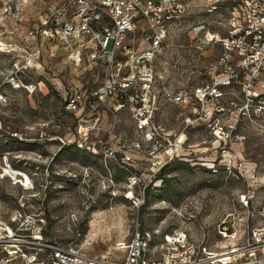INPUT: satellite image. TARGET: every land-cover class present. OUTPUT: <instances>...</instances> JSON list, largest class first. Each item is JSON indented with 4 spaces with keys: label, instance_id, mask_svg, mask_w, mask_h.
I'll list each match as a JSON object with an SVG mask.
<instances>
[{
    "label": "built area",
    "instance_id": "obj_1",
    "mask_svg": "<svg viewBox=\"0 0 264 264\" xmlns=\"http://www.w3.org/2000/svg\"><path fill=\"white\" fill-rule=\"evenodd\" d=\"M191 1L0 0V21L14 19V26L32 27L31 47L22 63H13L11 85L28 92L40 89V81L26 82L22 74L48 65L46 42L59 44L75 71L85 65L76 75L79 84H66L61 94L72 142L95 154L101 151L103 161L115 162L131 180L140 178L138 164L148 160L145 170L155 177L181 155L186 139L184 131L170 139L171 132L157 118V64L173 36L193 32L200 42L220 48L219 68L211 77L197 80L191 95L181 91L172 98L176 104L193 105L192 119L187 118L191 124L224 111L221 102L227 98L228 104L240 101L243 116L264 121V0H195L203 7L194 14L189 12ZM203 16L220 17L222 31L208 29ZM142 39L147 44L139 48ZM4 44L0 49L9 51L11 42ZM146 152L150 156L139 158ZM44 225V218L25 210L24 203L4 219L0 200V264H264V225L246 226L240 234L222 225L218 233L233 243L220 249L179 228L164 239L157 232L136 230L127 243H119L121 254L115 256L91 254L72 241L48 237Z\"/></svg>",
    "mask_w": 264,
    "mask_h": 264
},
{
    "label": "rangeland",
    "instance_id": "obj_2",
    "mask_svg": "<svg viewBox=\"0 0 264 264\" xmlns=\"http://www.w3.org/2000/svg\"><path fill=\"white\" fill-rule=\"evenodd\" d=\"M190 3V14L203 7L200 1ZM232 13L238 14L234 9ZM202 19L208 29L222 31L220 17ZM4 23L12 30L10 41L4 38ZM13 23L14 19L0 21V46L11 42L9 51L0 49L4 219L24 203L25 210L44 218L46 236L72 241L91 254L111 256L121 254L119 243H127L136 230L157 232L156 237L164 239L179 228L197 242L220 249L233 243L218 233L222 225L236 234L246 226L264 225V121L243 116L240 101L228 104L227 98L221 102L224 111L191 124L187 118L192 119L193 105L172 100L181 91L191 95L197 80L209 79L219 68V44L200 42L187 31L168 41L157 64V118L171 132L170 139L184 131L185 143L181 155L171 159L161 174L150 177L145 170L149 161L142 159L140 178L131 180L115 162L103 161L101 151L93 155L84 145L72 143L61 94L66 84H79L76 75L85 65L75 71L59 44L46 42L48 65L22 74L26 82L40 81V89L28 92L11 85L13 63L23 62L32 29ZM164 59L167 63L161 64ZM218 125L232 131L224 133ZM67 145L72 146L63 148ZM144 154L139 158L150 156ZM141 198V205L134 206Z\"/></svg>",
    "mask_w": 264,
    "mask_h": 264
},
{
    "label": "bare ground",
    "instance_id": "obj_3",
    "mask_svg": "<svg viewBox=\"0 0 264 264\" xmlns=\"http://www.w3.org/2000/svg\"><path fill=\"white\" fill-rule=\"evenodd\" d=\"M26 7V5H24V8ZM22 18H25L26 17V12H24L23 14H22V16H21ZM1 18V17H0ZM12 32L10 31V29L9 28H7V34L4 36V38L5 39H7V40H12V34H11ZM2 33H0V35H1ZM27 35H29V33L27 34ZM29 38H30V41H32V39H33V37L32 36H28ZM147 44V42L145 41V40H140L139 41V48H142L143 46H145ZM5 45V44H4ZM54 45V44H53ZM54 46H57V45H54ZM68 59V58H67ZM181 138L182 139H184L185 138V136H184V134H182L181 135Z\"/></svg>",
    "mask_w": 264,
    "mask_h": 264
},
{
    "label": "trees",
    "instance_id": "obj_4",
    "mask_svg": "<svg viewBox=\"0 0 264 264\" xmlns=\"http://www.w3.org/2000/svg\"><path fill=\"white\" fill-rule=\"evenodd\" d=\"M72 143H74V142H72ZM70 146H72V145H67V146H63V148H68V147H70ZM85 148V147H84ZM86 149V148H85ZM88 152H90L91 154H95V153H93L91 150H89V149H86ZM165 167V166H164ZM164 167L155 175V176H158L159 174H161V172L163 171V169H164Z\"/></svg>",
    "mask_w": 264,
    "mask_h": 264
},
{
    "label": "crops",
    "instance_id": "obj_5",
    "mask_svg": "<svg viewBox=\"0 0 264 264\" xmlns=\"http://www.w3.org/2000/svg\"><path fill=\"white\" fill-rule=\"evenodd\" d=\"M24 28V27H23Z\"/></svg>",
    "mask_w": 264,
    "mask_h": 264
}]
</instances>
